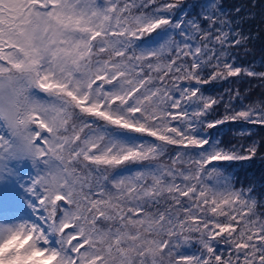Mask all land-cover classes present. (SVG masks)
<instances>
[{
  "label": "snow or ice",
  "instance_id": "obj_1",
  "mask_svg": "<svg viewBox=\"0 0 264 264\" xmlns=\"http://www.w3.org/2000/svg\"><path fill=\"white\" fill-rule=\"evenodd\" d=\"M0 264H264V0H0Z\"/></svg>",
  "mask_w": 264,
  "mask_h": 264
},
{
  "label": "trees",
  "instance_id": "obj_2",
  "mask_svg": "<svg viewBox=\"0 0 264 264\" xmlns=\"http://www.w3.org/2000/svg\"><path fill=\"white\" fill-rule=\"evenodd\" d=\"M227 138V136L230 134V129L224 128L220 130V133ZM261 165L259 163H255L252 165H245V166H240V165H234V170L237 172V174L243 179L245 177H251L253 175L259 177L260 172H261Z\"/></svg>",
  "mask_w": 264,
  "mask_h": 264
}]
</instances>
